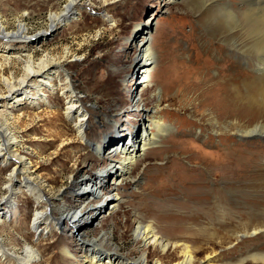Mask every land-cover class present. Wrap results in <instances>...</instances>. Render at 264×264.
Here are the masks:
<instances>
[{
	"label": "rangeland",
	"instance_id": "1",
	"mask_svg": "<svg viewBox=\"0 0 264 264\" xmlns=\"http://www.w3.org/2000/svg\"><path fill=\"white\" fill-rule=\"evenodd\" d=\"M65 1L0 0V21L11 26L21 20L28 33L38 32L34 57H59L66 51L75 55L61 60L92 111L86 117L90 147L74 136L73 121L65 118L64 96L55 80V86L39 92L34 106L26 101L0 110L13 113L14 119L19 113L46 112L34 119L22 116L14 125L20 156L31 162L28 172L49 202L55 200L50 206L56 217L73 208L80 213L60 227L52 223L49 231L35 229V199L21 187L11 197V208L4 210L0 204L3 242L20 257L26 245L36 248L39 257L33 264H92L90 248L101 247L103 254L110 244L117 246L118 256L132 259L146 251V264H153L157 253L149 252L152 247L145 250L133 237L138 220L152 223L162 238L186 244L196 264H234L252 252L264 253V136H223L231 120L243 126L264 123V116L256 111L264 107L249 104L246 98L254 95L253 102L259 103L255 88L264 81V71L236 57L243 51H235L234 45L245 44L246 35L238 36L241 31L234 27L238 22L222 6L229 1L244 23L243 0H80L78 10L49 27L48 13L60 11ZM141 40L148 45L138 49ZM144 47L149 49L146 54ZM203 74L219 76L222 80L216 84L221 88L204 83ZM142 75L146 80L139 89L137 76ZM137 91L141 110L152 107L154 98L162 95L157 110L171 130L119 177L117 189L109 188L112 176L121 173L107 165L109 160L120 161L119 154L110 156L109 148L123 141L130 144L143 125L144 118L133 107ZM53 110L58 112L55 118L49 114ZM201 133L209 140L203 141ZM100 141V152L95 154L93 145ZM12 166V162L0 164V198ZM71 170L74 183L67 178ZM101 170H105L102 191L84 202L76 200V189L90 182L89 177L81 181L83 174ZM114 192L117 197L111 198ZM111 199L114 210L105 207ZM77 228L89 251L78 243L73 233ZM176 250H168L164 264L177 259ZM0 264L16 263L0 259Z\"/></svg>",
	"mask_w": 264,
	"mask_h": 264
},
{
	"label": "bare ground",
	"instance_id": "2",
	"mask_svg": "<svg viewBox=\"0 0 264 264\" xmlns=\"http://www.w3.org/2000/svg\"><path fill=\"white\" fill-rule=\"evenodd\" d=\"M79 1L80 0H66L60 11L49 12L47 15V25L49 27H54L57 23L65 21L69 16H71V12L79 9ZM243 5L246 7L244 10H241V15L243 16L242 18H244V23H241L236 12L237 10L229 5V1L222 3V6L228 10L227 15L231 17V20L234 19V22H238L237 24L234 23V27H237L238 31H241L238 36L244 37V35H246L245 44L239 42L234 45L235 51H243V55H238L236 57L244 60V63L247 66L252 64L256 70L264 71V0H243ZM36 33L38 32H34L32 34L28 33L27 26L21 20H16V22H14L11 26L7 22L0 21V100H2L0 106L3 108L4 106H9V104L18 105L20 102L26 101L29 105L34 106V103H36L34 99L38 97L40 98L39 92H41L45 86L48 87L53 85L52 82L55 80L57 84L56 88L61 90V94L64 96L63 113L65 118L73 121L74 136L79 140L85 141L84 144L86 147H90L91 142L88 140V134L86 132V128L88 126L86 123V117L89 113H92V111L86 107L83 98L80 96L78 88L61 60L64 56L68 55L69 57H74L75 55L66 51L64 52L65 55L63 54L59 57H51L48 54H40L37 57H34L35 55L32 51V46L35 47V43L38 41L37 35H35ZM13 41H17L19 44L16 45ZM33 43L35 45H33ZM146 44L148 45L147 42H143V40H141L136 44V47L141 49ZM142 51L146 54L149 52V49L144 47ZM231 53L233 54L232 51ZM145 54H142V56H144V60L146 59ZM137 77L141 78L140 80L137 79L140 89L144 86L143 80L146 79L143 75L142 77ZM262 78L264 79V77ZM201 79L204 83L216 84L217 80L221 78L219 76H208L203 74ZM230 86L234 88L232 84H230ZM215 88L216 90L217 88L220 89L221 85L219 86L217 83ZM256 91L260 97L259 103L253 102L254 100L252 98L256 97L254 95H247V102L252 105L254 104L264 107V81L257 85V88H255V92ZM15 93H17V95L12 96ZM133 94L134 97L132 101L135 99L133 107L136 111H139L140 115L144 118L142 123L143 125L141 126L140 131L137 132L136 136L132 137L130 144L123 141L122 143H118L117 145L109 148L111 153L110 156L113 155V153L120 155V161H118L117 164L112 163L110 160L107 161V165L109 168L111 167L110 169L116 167L121 171L120 175H113L111 178L113 180L111 181L109 188L113 189H117V184L120 179L119 177L128 173L133 168V164H135L137 158L143 155L144 151L148 148H153L156 144L158 145L163 140V137L171 130V127L162 121L161 110H157L160 108V103L163 99L162 95H158L157 98H154L153 96V106H147L141 110V108H139L141 99L140 96H138V91ZM9 100L12 101L10 102ZM150 108L152 109L151 111L149 110ZM256 111L260 116H264V109ZM45 113L46 112H43L41 115L38 113H19V116L14 119L13 113L0 110V164L11 162L13 164L10 172L8 173V182L4 188L6 191L0 198V204H3L2 209L4 210L9 207L11 208V197L15 195L16 190L23 187L26 191L31 193L35 199L36 209H34L35 211L32 217V227L35 229L41 227L44 230L49 231L50 227L53 226L52 223L59 227L65 225L66 223L73 221L77 215H79L80 211L78 208H73V210L66 212L60 217H56L55 214L51 212L53 208L50 206L56 203L55 200H52L53 202H49L50 200L48 199V195L45 193L41 184L36 181L35 176H32V174L28 172L31 168V162L28 158L20 156L18 147L21 143L15 134L14 125L17 124L22 116L34 119L36 117H43ZM6 114H10L11 120ZM49 114H52V118L58 116V112H55V110L51 111ZM212 119L217 121V118L214 115H212ZM240 124L237 123V121L232 120L227 122L223 128L225 130L224 133L226 134H223V136L228 137L231 134L245 137H253L257 135L264 136V123L257 122L251 124L250 126H243ZM148 129H151L150 132H148ZM201 139H203V141H207L209 140V136L205 137V135L202 134ZM64 140L65 139H62L61 142L63 143ZM100 143L101 141L98 144L93 143V146H95L93 147L95 154H99L100 152ZM104 171L105 170L98 171L100 174L95 175H90L89 173L83 174L84 177L81 178V181L82 179L87 180L89 177L90 182L88 185L86 184L85 186H81L76 189V192L74 193L76 200L84 202L90 195L96 196L102 191V185L105 182V177L103 176L105 173ZM213 171L214 170L211 171V174ZM73 172L74 170H71V173L67 177L72 183H74ZM227 179L228 178L225 180ZM60 190L61 188L58 189V193ZM116 195L117 193L114 192L111 194V198H116ZM105 207L106 209L114 210L115 202L111 199L107 201V205H105ZM1 224L2 220L0 219V225ZM133 226V237L135 241L138 244H141L142 248H145V250L149 251L152 247L153 249L149 252L153 251L157 253L153 264H164L162 260L165 256H167L170 248H177L176 253L179 254L177 259L170 264L197 263L196 257L192 254V251H190L191 248L189 249L186 244H180L178 242H172L162 238L155 232L152 223L142 224L137 220ZM80 228L75 230L73 229V233L78 235V243L83 246V248H86L85 244H83L84 238L82 234H77L78 231L83 229V227L81 229ZM258 229L259 227H254V231ZM107 243H110L109 237H107L106 244ZM116 249V245L110 244V247L105 249V252L102 254L101 247L94 249L90 248L91 255L89 256V259L92 264H146L148 261V252L146 251H143L137 258L132 259L127 256H118L116 254ZM86 250L89 251V248L87 247ZM63 252L68 256H72L66 248L63 249ZM105 255L106 259L104 258ZM38 257V250L31 245H26L24 257L18 256V254L8 248V245L3 242V238L0 235L1 260L15 261L16 264H33L35 258ZM208 259V256H205L204 262H207ZM101 260L106 261L105 263H102L100 262ZM247 260L255 264H264V253L252 252L240 258L234 264H242Z\"/></svg>",
	"mask_w": 264,
	"mask_h": 264
}]
</instances>
